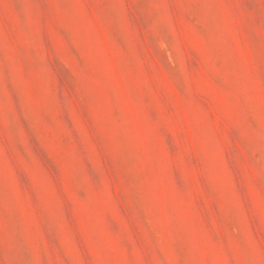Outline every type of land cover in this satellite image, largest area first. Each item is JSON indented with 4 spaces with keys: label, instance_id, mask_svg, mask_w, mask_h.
<instances>
[{
    "label": "rangeland",
    "instance_id": "374dc122",
    "mask_svg": "<svg viewBox=\"0 0 264 264\" xmlns=\"http://www.w3.org/2000/svg\"><path fill=\"white\" fill-rule=\"evenodd\" d=\"M0 264H264V0H0Z\"/></svg>",
    "mask_w": 264,
    "mask_h": 264
}]
</instances>
